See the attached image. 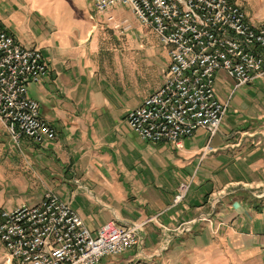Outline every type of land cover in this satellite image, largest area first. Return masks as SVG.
I'll use <instances>...</instances> for the list:
<instances>
[{"label":"crops","instance_id":"0c3cea01","mask_svg":"<svg viewBox=\"0 0 264 264\" xmlns=\"http://www.w3.org/2000/svg\"><path fill=\"white\" fill-rule=\"evenodd\" d=\"M74 1L94 11L92 0ZM51 11L43 2L0 0V27L38 49L48 67V78L28 84L27 94L57 133L46 146L23 139L14 149L0 125V211L36 206L49 190L93 232L109 222L143 225L139 249L118 264L139 250L145 264H264V74L233 91L218 73L215 95L228 107L210 143L203 129L180 149L143 141L125 118L159 88L168 49L149 28L148 39L116 38L112 15L85 19L77 6L79 26L51 31ZM191 179L184 201L171 208L178 184ZM201 213L212 224L178 230ZM165 237L170 243L160 251Z\"/></svg>","mask_w":264,"mask_h":264},{"label":"built area","instance_id":"2783aa9c","mask_svg":"<svg viewBox=\"0 0 264 264\" xmlns=\"http://www.w3.org/2000/svg\"><path fill=\"white\" fill-rule=\"evenodd\" d=\"M92 5L97 14L116 7L130 9L168 49L170 65L159 88L125 118L143 141L180 149L183 140L203 129L210 143L228 107L215 95L218 73L234 82L233 91L264 74V21L251 24L232 0H92ZM108 21L115 22L113 17ZM113 29L125 34L130 25L124 19ZM48 76L40 51L22 47L0 27V125L15 149L23 139L38 146L57 139L54 127L41 118L39 103L27 94L28 84H39ZM191 184L192 179L178 184L171 208L184 201ZM217 202L218 196L209 199L211 208ZM201 222L212 224L210 216L201 213L178 230L190 232ZM141 227L109 222L93 232L69 203L49 190L36 206L0 211V243L16 264H99L139 249ZM169 243L165 237L159 250ZM141 253L126 264H145Z\"/></svg>","mask_w":264,"mask_h":264},{"label":"rangeland","instance_id":"374dc122","mask_svg":"<svg viewBox=\"0 0 264 264\" xmlns=\"http://www.w3.org/2000/svg\"><path fill=\"white\" fill-rule=\"evenodd\" d=\"M32 3H41L45 4V7L48 8L49 10H52L50 13V16L55 18V22H49L50 23V30L51 31H57L61 29L67 30L73 25L79 26L80 22L78 19L74 17L73 9L75 7H80V11L84 14L85 19L88 18V15L92 14L95 17H99L100 15L95 13L94 11L90 10L89 8L83 7L78 1L70 0V2H67L66 4H62V0H27ZM234 4H236L239 9L244 13L246 19L251 23L255 24L256 20H261L260 22L264 21V0H232ZM112 15L114 19L116 20L112 25L115 23H119L122 21V19L127 18L129 21L130 25V31L121 34V32L114 30L116 32V38H126V34L128 35L129 33H133L135 36H137L138 39L142 38H151L153 37L151 34V31L148 30V28L142 26L133 16L132 12L128 8L124 7H116L108 11L107 13H104V15ZM133 20H135V24H132ZM255 22V23H254ZM132 30V32H131ZM31 86L28 85L27 88ZM29 97V96H28ZM30 98V97H29ZM6 149V148H5ZM15 149V148H14ZM4 150V148H2ZM128 252H126L123 255L119 256H114V257H109L104 259L102 262L106 261H112V262H117L120 263V260L126 259L128 256L126 255ZM6 257L5 253L1 250L0 246V264H6Z\"/></svg>","mask_w":264,"mask_h":264}]
</instances>
